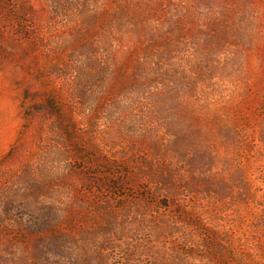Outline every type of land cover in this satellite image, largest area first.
<instances>
[{
	"label": "rangeland",
	"instance_id": "374dc122",
	"mask_svg": "<svg viewBox=\"0 0 264 264\" xmlns=\"http://www.w3.org/2000/svg\"><path fill=\"white\" fill-rule=\"evenodd\" d=\"M0 7V264H264V0Z\"/></svg>",
	"mask_w": 264,
	"mask_h": 264
},
{
	"label": "trees",
	"instance_id": "16d2710c",
	"mask_svg": "<svg viewBox=\"0 0 264 264\" xmlns=\"http://www.w3.org/2000/svg\"><path fill=\"white\" fill-rule=\"evenodd\" d=\"M0 8H1V7H0ZM114 18H116V17H114ZM117 21L119 22V19L116 18V22H117ZM2 35H3V34H2L1 31H0V52L3 51V49H2V45H1V40H2V38H3ZM111 45H113V44H111Z\"/></svg>",
	"mask_w": 264,
	"mask_h": 264
}]
</instances>
